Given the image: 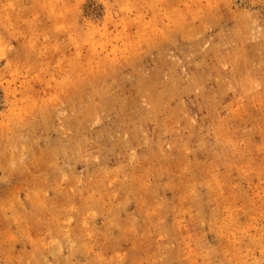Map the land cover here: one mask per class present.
Segmentation results:
<instances>
[{"label":"rangeland","instance_id":"374dc122","mask_svg":"<svg viewBox=\"0 0 264 264\" xmlns=\"http://www.w3.org/2000/svg\"><path fill=\"white\" fill-rule=\"evenodd\" d=\"M0 264H264V0H0Z\"/></svg>","mask_w":264,"mask_h":264}]
</instances>
